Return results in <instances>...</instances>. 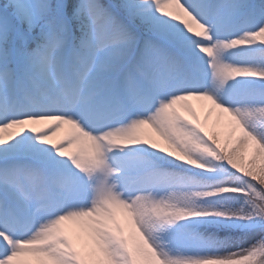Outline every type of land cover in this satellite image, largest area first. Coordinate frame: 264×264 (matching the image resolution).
<instances>
[{"label": "snow or ice", "instance_id": "6c2138e0", "mask_svg": "<svg viewBox=\"0 0 264 264\" xmlns=\"http://www.w3.org/2000/svg\"><path fill=\"white\" fill-rule=\"evenodd\" d=\"M0 264H264V0H0Z\"/></svg>", "mask_w": 264, "mask_h": 264}, {"label": "rangeland", "instance_id": "374dc122", "mask_svg": "<svg viewBox=\"0 0 264 264\" xmlns=\"http://www.w3.org/2000/svg\"><path fill=\"white\" fill-rule=\"evenodd\" d=\"M193 103L195 104L196 102L193 101ZM201 118L203 119V114L201 113ZM211 123V121H210ZM65 135V130H61L59 133H57V135L53 138L54 140H59L61 137H63Z\"/></svg>", "mask_w": 264, "mask_h": 264}]
</instances>
